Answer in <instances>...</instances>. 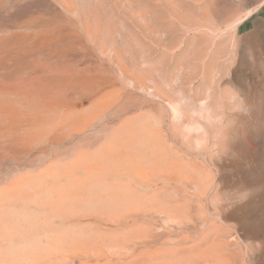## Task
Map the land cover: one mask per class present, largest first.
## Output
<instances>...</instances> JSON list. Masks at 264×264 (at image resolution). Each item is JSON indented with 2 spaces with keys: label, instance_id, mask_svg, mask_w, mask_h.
<instances>
[{
  "label": "rangeland",
  "instance_id": "rangeland-1",
  "mask_svg": "<svg viewBox=\"0 0 264 264\" xmlns=\"http://www.w3.org/2000/svg\"><path fill=\"white\" fill-rule=\"evenodd\" d=\"M74 3L0 0V264H264V27L234 0Z\"/></svg>",
  "mask_w": 264,
  "mask_h": 264
},
{
  "label": "bare ground",
  "instance_id": "bare-ground-1",
  "mask_svg": "<svg viewBox=\"0 0 264 264\" xmlns=\"http://www.w3.org/2000/svg\"><path fill=\"white\" fill-rule=\"evenodd\" d=\"M57 1L62 6V8L60 7L62 10L64 9L65 11H67L69 13H71L72 11H75V12L79 11V9H77V7L74 3V0H57ZM79 12H81V11H79ZM61 22L66 24L65 23L66 21H64L63 19ZM80 23L83 26L84 32L88 35V40L92 44L93 49H95V48L98 49V47H99L101 49V51H104V52H106L107 49H111L112 51H114V53L116 55L120 54L118 46H116V44L114 42V36L116 35V32L107 28L104 25L100 13L93 11L92 9H88L87 12L85 13V15L82 14ZM138 64L139 63L136 62V64L132 65L130 67V69H132L133 72H136L138 69L141 70L140 66ZM124 66H122V69H124L126 71ZM145 71H146L145 73H147V74L153 73L152 69H150V68H146Z\"/></svg>",
  "mask_w": 264,
  "mask_h": 264
},
{
  "label": "crops",
  "instance_id": "crops-1",
  "mask_svg": "<svg viewBox=\"0 0 264 264\" xmlns=\"http://www.w3.org/2000/svg\"><path fill=\"white\" fill-rule=\"evenodd\" d=\"M240 12L237 29L248 35L264 27V0H234Z\"/></svg>",
  "mask_w": 264,
  "mask_h": 264
}]
</instances>
